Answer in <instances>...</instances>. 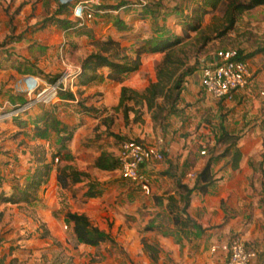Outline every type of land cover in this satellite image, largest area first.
Listing matches in <instances>:
<instances>
[{
  "label": "rangeland",
  "instance_id": "obj_1",
  "mask_svg": "<svg viewBox=\"0 0 264 264\" xmlns=\"http://www.w3.org/2000/svg\"><path fill=\"white\" fill-rule=\"evenodd\" d=\"M71 1L77 3L78 0H28L29 9L25 6L26 0L0 1L2 13L6 16L15 12L16 6L14 5H19L17 24L20 27L23 28L29 22L24 30H17L14 34V37L19 36V38L12 46H9L14 49L11 51L12 56L2 61V66L0 65V94L2 95V91H8L12 95L23 98V102L17 107H11L8 103L6 109L0 111L11 112L16 108L26 107V110H20L12 116L0 118V195L9 194L14 186L25 187L27 179L35 168L33 158L36 151L47 153V161L53 155L57 156V161L53 160L45 183L41 184L36 193L35 201L3 203L0 200V235L11 232L7 238L0 236V244L1 241L18 240L15 246L10 245V247H13L15 252L24 254L27 261L30 260V264H201V261L206 263L209 240L222 243V240L227 242L236 236L242 239L241 233L230 231L223 235H212L211 232H207L209 229H204L199 224V230L192 226H182L183 217H181L182 225H175L173 221L176 216L175 206H180L182 202L179 192L174 187L173 179L171 180L169 176L163 178L158 174L147 173L149 191L146 193L138 183L125 180L118 168L111 173H101L91 166L90 149H94L93 147L98 144L109 147L111 146L110 141H115L116 138L110 139V136L105 135L101 119H96L97 122L92 119V117L97 118L103 114L100 106L97 108L92 102H98L99 95L94 94L86 101L76 93V85L71 86L75 79L71 80L70 75L79 68L81 56L91 49L90 42L87 39L81 40L75 30L63 29L51 21L44 26V29L38 27L42 20L55 18L54 13L59 4ZM120 1L122 0H100L99 3L116 6ZM128 1L136 5L129 8L133 11L125 15L128 24L133 26L131 20H135L139 23V28L136 30L146 27L142 34L147 37L162 30L171 37H183V42L199 40L197 45L190 49L188 59L189 65L194 64L196 70L202 65L212 63L218 52L237 51V49H241L244 53L256 49L262 50L252 59V63L256 66V73L264 70V6H257L243 12L237 17L233 28L226 32H224L226 27L224 8L219 6L204 15L201 31L196 33L188 30L184 23V15L189 17L192 13L191 10L195 5L193 0H142L144 3H150L151 8L156 9L153 13L146 9L136 12L135 9L139 2L137 0ZM177 9L183 13L176 12ZM130 13H135L133 14L135 16H129ZM98 19L99 14L92 16L90 20L83 18L84 21L72 14L68 21L78 23V26L81 21L85 26L88 21L89 24H93ZM32 21L33 24H31ZM4 23L2 16L0 18V43L3 35H6ZM205 38H208V41L206 40L204 46H200ZM9 47L4 45L0 46V49L7 52ZM149 61L147 60L142 68L143 76L150 73L152 67ZM40 75L55 76L54 81L61 79L65 84L62 86L63 89L75 93L76 102L69 104L61 101V99L65 100V97L60 91L54 93V90L48 95V88L54 81L49 83ZM38 94L41 95L40 98H37ZM5 99L7 98L1 97L0 101ZM38 102H44L49 111L50 121L40 124L45 126V130L37 132L32 126L19 128L14 119L22 116L26 111L34 114ZM82 107L95 109L91 113L92 116L82 114ZM210 111L211 107L208 109L207 118L214 121L217 113ZM194 114L198 116L199 110L197 109ZM84 117L87 118L84 119ZM262 122L258 119L252 127L263 132ZM247 125L243 122L231 124L239 132L244 131ZM160 133L158 139L164 146L165 139L170 138H165L166 133ZM125 139L128 138L119 135L117 141L121 143ZM158 139H155L154 143ZM211 140L210 136L204 140L197 138L190 140L188 145L184 144L183 147L188 146L198 152L204 150L208 154L207 144H210ZM78 144L82 145L83 149L73 152L72 149ZM258 149L261 151V146H258ZM246 150L252 151L246 156V166L256 167L261 154L257 153V155L252 146ZM219 151V148L216 149L215 154ZM205 153L200 154L206 156ZM71 170L86 171L89 178L85 179L84 186L90 182L97 184V187L101 189L99 197L84 200L80 196V190L79 192L77 190L78 195L75 197L77 199L67 203L69 191L66 190L67 192L64 193L59 190L55 191L51 185L54 183L53 173H67ZM222 173L224 172H219L218 169L215 172L216 176ZM233 173L216 180L205 199L201 201V203H206L205 207L201 205L200 198L193 200L190 209H194L197 218H203L210 224L216 221L213 219L216 217L217 209L224 210L226 215L232 217L231 215L237 212L239 202L254 195L253 192L259 188L258 184L254 185L258 182L260 174L255 171L252 173L239 172V175L238 172ZM248 181L252 183L251 187ZM218 186L221 191L226 192L219 203H217L218 193L214 194ZM54 196L60 198L59 205L49 207L46 201L48 198L54 199L52 198ZM74 208L88 211L92 222L100 229L109 232L112 240L95 248L78 243L69 227L65 228L66 222L61 221L65 211H73ZM55 222L56 226H54ZM48 225L52 228L51 233L44 236ZM211 228H218V225ZM142 241L155 247L156 262L149 258L143 249ZM244 243L246 244L245 241ZM202 245L203 251H201Z\"/></svg>",
  "mask_w": 264,
  "mask_h": 264
},
{
  "label": "crops",
  "instance_id": "obj_2",
  "mask_svg": "<svg viewBox=\"0 0 264 264\" xmlns=\"http://www.w3.org/2000/svg\"><path fill=\"white\" fill-rule=\"evenodd\" d=\"M26 2L27 3L25 6L27 9H29L28 0H26ZM14 6H16L15 8L17 10L15 9L14 13H9L10 15L8 16L2 13V9H1L2 7L0 6V18L3 16V21L5 22L4 30L6 35L9 32L10 16H13V25L15 26L14 34H16L17 30L19 31L24 30L26 26L29 25L28 22L22 28L17 24V18H18L17 13L19 10L18 9L19 5L17 4ZM135 10H137L136 12H139V9H135ZM131 11L133 10H129V8L126 7H122L115 11L111 9H107L104 10L102 14H99V19L93 24H89L90 22L88 21L86 25L82 26L81 28L70 29V30H75L77 34L80 36L81 40L87 39L88 42H90V46H91L89 52L81 56L79 67L83 58L93 50V47L91 45V40L93 35L94 37L101 39H105V38L116 39L120 42L122 47H128L131 54L133 53V48L135 47L136 45L135 42L137 40L148 38L147 35L142 34L146 27H141L142 29L136 30V28L137 29L139 28V23L135 20L133 21L131 20L133 26H130L128 24L127 17L125 15H127L126 13ZM130 14L131 15L129 16H135L133 15L135 13H130ZM115 17L120 18L123 21V24L126 27L125 29H118L113 25V19ZM31 24H33V21ZM39 24L38 27L40 28ZM44 28L45 27H42L41 29ZM139 33L140 36H138ZM6 35H3V39L5 38ZM15 41L5 44L6 47L12 46ZM11 51H14V49L11 47H9L7 52L2 51V49H0V65L2 64V61L4 62L5 60H7L9 57L12 56ZM13 55L16 56L15 54ZM161 56H162L161 53H144L141 55L140 66L138 70L130 73H125L120 81L103 78L101 81L90 82L86 85L79 86L77 94L80 97L84 98L86 101L92 98L94 94L99 95L98 96L99 101L98 102L92 101V102L93 105L96 106L97 108H99L98 106H100V108L102 109L101 113L103 114L102 115L100 114L101 116L99 117L97 116V118L92 117V119L93 120L95 119L94 122H97L96 119L102 120L101 123L104 126L106 132L105 135H108L107 131L109 130L117 135L127 137L128 139H134V140L138 139L144 143L152 144L154 143L155 139L159 138L161 134L160 132H164V134L166 133L165 138L169 137L170 139L169 140L165 139L166 142L164 145V158L161 161L150 163L149 165L143 167L142 170L145 174L154 173L162 176L163 178H167L169 176L171 180L173 179V183L175 182L176 178H180L182 182L190 183L193 180L192 178H194L195 174L201 170V168L205 163V160L207 159L206 156H202L200 154L202 150H199L198 152V150H195L191 147L188 146L183 147L184 144L188 145L190 140H195L197 138L201 140H204L205 138L208 139L209 136L210 138H212L211 141L213 142L214 134L216 133L218 129V124L220 122L225 127V129L230 133H236V134L238 133L240 135L238 148L241 153V158L238 167L235 169H231L230 167L222 168L224 164V159H222L215 162L218 163L217 165L213 164L212 173L214 174L215 179H220L221 176L225 177L230 173L232 174L233 172L235 174H237L238 172L239 175V172L252 173L253 171H255L259 173L260 176L258 182L254 186H257L258 184L259 188L253 192L254 194L253 196L247 197L246 200H242L239 202V206L237 207V212L236 214H232L231 215L232 217L226 215V212L224 210L217 209L216 217L215 219H213L216 221H212L210 224H208L207 221H204L203 218L202 219L197 218L194 209H190L191 203L193 202V200H197L199 198L201 203V201L205 199L207 194L204 196L197 193L192 194L190 200V206L187 212L189 216L192 219L196 220V222L202 228L209 229L207 230V232H211L212 235L214 234L223 235L225 233L227 234L230 231H237L241 233L240 235L242 239H244L246 244L249 246H253L257 252L256 258L252 260L250 264H264V147H263L264 131L262 132L258 128L252 127L254 122L256 123L258 119L259 122H262L263 120L262 125H264V70L256 73V66L254 65V63H252V60L248 61L253 73L252 81L246 88L236 92L233 100L227 101V100H215L204 92V90L200 85V67H199V69L195 70L191 75L185 78L183 82L180 98L176 105L178 111L173 112L166 117L164 121V128H161L159 126L153 128V123L150 119V115L145 107L140 108V111L142 112V119H143L142 122H134L133 121L134 113L129 112L128 121L126 123L124 121V116H123V107L122 106L118 107L121 88L127 87L130 89L141 91L150 82L155 81L156 73L154 69V64L155 62L160 60ZM147 60H150L149 63L152 68L150 69V73L147 76H143L142 68L146 65ZM8 68L11 67L8 66ZM100 71L104 75H106L108 69L104 68L101 69ZM1 93L2 95L0 94V96L2 98L3 97L7 98L3 101H0V104L2 105L0 110H4L6 109V106L8 104V96L12 95V93L11 92L8 93V91H2ZM61 101L69 104L75 103L76 96L73 100L65 98V100L61 99ZM247 104H249V106H247ZM127 105L133 106L134 103L130 101L127 103ZM210 107H211V111H210L211 113L212 112L217 113V117L214 119V121L216 122H214L213 120L211 121L210 119L207 118L208 109ZM88 109H90V112L84 113L81 108L82 114L92 116L91 113L94 112L95 109L90 107H88ZM134 109H137V107L134 106ZM197 109L199 110V115L195 116L194 113L196 112ZM37 110L34 114L40 112L39 109ZM9 115L10 113L5 114L4 116L8 117ZM85 118L87 117H84V119ZM254 119L256 120L254 121ZM242 122L248 124L247 128L244 131H240V132L236 131L235 128L231 126L232 123L239 124ZM29 126L32 125L29 124ZM129 127H132V129H129ZM112 137L113 136H110V139H112ZM117 139L118 138H116L115 141L111 140L110 141L111 146L109 147L98 144L99 146L97 145L93 147L94 149H90L89 152L92 153L90 158L91 160L90 164L92 167H93L94 159L101 152H107L115 157L117 156L121 145V143H118ZM249 146L255 148L256 154L257 153L259 155L261 154V157L258 159L259 161L256 167L246 166V161H247L246 156L250 154V152H252V151L248 152L246 150L247 148H249ZM258 146L259 147L261 146V151L258 149ZM82 149H83L82 145L78 144L77 147H75L72 150L73 152H75L76 150H82ZM93 169L101 173L102 172L111 173L114 171V170L113 171L100 170L95 167H93ZM217 169L219 172H224L222 173L223 175L221 174L219 176H216L215 172ZM56 174L57 173H53L54 183L51 186L54 187L55 191L59 190L63 193L67 192L66 190L68 189L62 188L57 182ZM248 184L249 186L252 185L250 181H248ZM49 187L46 188L49 189ZM86 188L87 185L84 186V181L72 186L73 191L68 190L69 197L66 199V202L69 203L70 201L77 199L75 198L78 195L76 192L77 190L78 192L80 190V196L84 200L95 199L99 197L97 196L93 198H85L83 196V193L86 190ZM45 191L47 192V190ZM216 193H218L217 203H219L221 198H223L226 195V192L221 191L220 187L218 186V189L216 191L214 190V194ZM47 195L48 194H46V196ZM52 198L54 199L48 198L49 200L47 199L46 204H48L49 207L52 206L57 207L59 205L60 198H58L57 196H54ZM2 202L4 203L5 201ZM201 205L205 207L206 203L202 202ZM73 212L85 213L89 217L88 211L81 208L79 209L74 208ZM226 218L227 219L229 218L228 221H226L227 220ZM61 219H62L61 221L66 222L64 215L61 217ZM224 221H226V223H224ZM57 225L59 224L57 223ZM215 225H218V228H211L212 226ZM54 226H56V222L54 223ZM64 226L65 228L68 226L69 230L71 231L70 223L66 222ZM45 230L49 235V233H51L52 228L50 227V225H48L47 229L45 228ZM10 235L11 232L5 233L3 236L2 235L0 236L2 238L3 237L7 238V236ZM17 241L16 240H14V242L1 241L0 258L3 261V264H30L29 263L30 260L27 261V258L25 257L24 254H22L21 252H15V250L12 249L13 247H10V245L15 246L16 243H18ZM209 241L210 244L208 245V252H207L208 259L206 263L201 261V264H210L212 262L224 261L226 259V254L222 253L221 251L212 253L210 251V246L215 242L213 240H209ZM221 242H226V241L222 240ZM86 247L95 248L91 246H86ZM203 250L204 249L202 245L201 251Z\"/></svg>",
  "mask_w": 264,
  "mask_h": 264
},
{
  "label": "trees",
  "instance_id": "obj_3",
  "mask_svg": "<svg viewBox=\"0 0 264 264\" xmlns=\"http://www.w3.org/2000/svg\"><path fill=\"white\" fill-rule=\"evenodd\" d=\"M195 2L194 7L191 10V15L185 16V25L188 30L199 33L201 31V23L205 14L211 10L223 6L225 14L226 27L224 32L233 28L236 19L243 12L251 10L257 6H264V0H193ZM76 1L61 3L57 6L54 13L55 18H48L41 21L39 24L42 28L48 23L54 22L63 29L81 28L83 25L78 26V23L69 22L68 18L72 15L73 8ZM101 4V5H100ZM136 5L128 0L120 1L116 6H106L99 4H92L89 9L93 16L102 14L104 10H118L122 7L132 8ZM150 3H143L138 5L139 10H148L150 13L155 12V8L150 7ZM176 12L182 14L183 11L177 9ZM63 16V17H59ZM51 21V22H50ZM113 25L118 29H125L123 21L120 18L115 17L113 19ZM15 26L13 25V16L9 17V32L0 43V46L11 43L17 40L18 37H14ZM183 37L174 36L171 37L164 31H156L151 37L146 39L137 40L133 53L131 54L128 47H122L120 42L112 38H96L92 36L91 45L93 50L86 55L80 63V72L75 78L74 85H76V93H78L79 86L86 85L90 82L101 81L103 78L110 80L120 81L125 73H130L138 70L140 66V58L144 53H161V58L154 64L156 73V80L150 82L143 90L137 91L127 87H122L120 91V98L118 107H123L124 121L127 123L129 112L134 113L133 121L142 122V112L140 108L145 107L150 115V119L153 123V128L159 126L164 128V121L166 117L177 112V102L180 98L182 86L185 78L191 75L195 70V65H189V51L194 48L198 39L194 42H183ZM200 46H204L208 38L203 39ZM262 50L256 49L247 53H244L241 49H237V58L241 60L251 61ZM214 61V58L213 60ZM108 69L106 75L100 70ZM45 81L51 83L54 81L55 76L46 77V75H40ZM253 79V76H252ZM252 81V80H251ZM250 84V83H249ZM248 84V85H249ZM247 85V86H248ZM246 86V87H247ZM245 87V88H246ZM57 91L62 92L67 99L73 100L75 94L72 91L64 90L62 86H59ZM236 94V93H235ZM235 96V95H234ZM132 101L133 106L127 105ZM23 102V98L17 95H9L8 103L11 107H17ZM134 106L137 109H134ZM36 108L40 110L37 114H30L27 111L22 116H17L14 121L19 128H25L32 124V127L37 132H43L45 126L40 124L43 122H49V111L46 108L44 102H38ZM84 113L90 112V109L82 107ZM50 118V117H49ZM109 136L119 138V135L112 131H107ZM240 135L237 133H230L220 122L218 129L214 134L213 142L207 144L208 154L207 159L201 170L197 172L191 181V183L182 182L180 178H176L174 182L175 189L179 192V196L182 204L175 206L176 216L173 221L175 225H182L181 217L184 219L182 226H192L194 229H200V226L196 220L192 219L187 210L190 206V200L192 194L197 193L202 196L209 193L210 188L214 185L217 179L214 178L212 173V166L215 162L224 159L222 168L230 167L235 169L238 167L241 153L238 148V142ZM142 142L141 140L135 139ZM211 146V147H209ZM264 147V141H263ZM220 151L215 154L216 149ZM263 156V154H262ZM47 153L44 151H36L34 155L35 168L27 179V183L24 188L17 186L12 187L11 192L8 195L2 193L0 200L9 203H31L36 199V193L41 186L45 183V178L51 171L52 163L56 155L47 161ZM164 158V150H163ZM93 167L113 171L118 168V161L115 156L107 152H101L93 161ZM89 178L86 171L71 170L69 172H57L56 180L59 185L68 190H72V186L77 183L85 181ZM129 181V180H127ZM133 182V181H131ZM33 193H30V192ZM73 191V190H72ZM101 194V189L97 187L95 183H88L87 188L83 193L85 198L97 197ZM174 200L173 198L171 199ZM175 204V202L173 201ZM65 221L71 224V231L78 243L86 246L98 247L106 241H111V235L109 232L100 229L95 225L92 220L85 213H78L73 211H65ZM47 231H44V236H47ZM43 236V235H42ZM143 249L147 252L149 258L153 261H157L156 249L154 246L143 242ZM0 264H3L0 258Z\"/></svg>",
  "mask_w": 264,
  "mask_h": 264
},
{
  "label": "built area",
  "instance_id": "obj_4",
  "mask_svg": "<svg viewBox=\"0 0 264 264\" xmlns=\"http://www.w3.org/2000/svg\"><path fill=\"white\" fill-rule=\"evenodd\" d=\"M137 1L140 4L144 3L142 0ZM99 2L100 0H78L72 14L80 17L82 21L90 20L93 14L89 7ZM82 23L80 21L79 25H82ZM79 72L80 67L72 72L70 79L74 81ZM252 76L253 73L248 60L238 59L235 50L220 51L214 56L212 63L200 67V85L204 92L215 100H233L235 93L244 89L251 82ZM63 84L61 79H56L48 88V95L54 90V93H56L58 87L63 86ZM73 85L74 82L71 86ZM40 96L38 94L37 98H40ZM24 109L26 110V107L16 108L11 112L0 111V118H7L4 116L5 114L10 113L9 116H12ZM163 150L164 146L160 139L154 144H147L134 139L122 141L116 156L121 176L125 180L138 183L140 188L147 193L149 191L148 179L142 169L150 163L161 161ZM200 153L204 154V150ZM54 160L57 161V158ZM210 251L212 253L221 251L226 254L224 261L211 264H250L257 255L256 249L253 246L246 245L239 236L227 242L212 244Z\"/></svg>",
  "mask_w": 264,
  "mask_h": 264
}]
</instances>
